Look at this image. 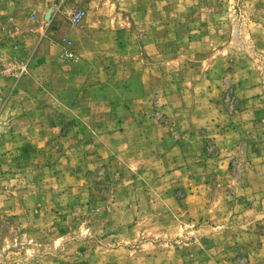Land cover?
<instances>
[{
	"label": "rangeland",
	"instance_id": "rangeland-1",
	"mask_svg": "<svg viewBox=\"0 0 264 264\" xmlns=\"http://www.w3.org/2000/svg\"><path fill=\"white\" fill-rule=\"evenodd\" d=\"M0 264H264V0H0Z\"/></svg>",
	"mask_w": 264,
	"mask_h": 264
},
{
	"label": "built area",
	"instance_id": "built-area-1",
	"mask_svg": "<svg viewBox=\"0 0 264 264\" xmlns=\"http://www.w3.org/2000/svg\"><path fill=\"white\" fill-rule=\"evenodd\" d=\"M75 18L78 19V18H79V14H76V15H75Z\"/></svg>",
	"mask_w": 264,
	"mask_h": 264
}]
</instances>
